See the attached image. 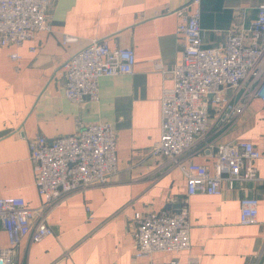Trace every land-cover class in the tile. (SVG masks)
Listing matches in <instances>:
<instances>
[{"label":"crops","instance_id":"0c3cea01","mask_svg":"<svg viewBox=\"0 0 264 264\" xmlns=\"http://www.w3.org/2000/svg\"><path fill=\"white\" fill-rule=\"evenodd\" d=\"M192 1L54 0L47 11L52 32H39L21 46H0V198L21 197L31 209L41 205L29 140L69 136L94 123H108L117 137L118 170L110 184L60 203L49 218L53 236L40 243L24 238L15 250V264H161L174 259L251 264L261 254L259 264H264V182L224 184L220 196H189L183 172L151 156L161 140L162 92L173 85L171 71L181 58L178 11L194 13ZM262 5L264 0H201L203 47H216L227 34L249 27ZM65 35L78 40L64 44ZM100 39L112 49L132 48L134 71L101 78L98 102L73 103L65 94L62 64ZM14 54L19 60L12 59ZM238 140L264 152V108L258 99L235 123H213L211 155L218 145ZM205 147L199 146L188 162L206 165L213 175L215 158L204 153ZM254 166L264 170V159ZM245 197L259 200L256 224L240 223ZM184 203L191 249L135 258V214L175 210ZM0 245L9 246L4 232Z\"/></svg>","mask_w":264,"mask_h":264},{"label":"built area","instance_id":"2783aa9c","mask_svg":"<svg viewBox=\"0 0 264 264\" xmlns=\"http://www.w3.org/2000/svg\"><path fill=\"white\" fill-rule=\"evenodd\" d=\"M53 1L0 0V46H21L39 32H52L47 11ZM200 3L201 0L192 1L190 5L197 6L192 14L185 12L187 8L178 11L182 14L178 26L181 58L171 71L173 85L162 92L161 140L153 146L151 156L183 172L189 196H220L224 184L234 188L240 181L264 182V170L254 166L264 159V152L252 142L220 144L211 155L214 144L209 141L213 123H235L252 99H258L264 108V5L249 27L227 34L224 43L216 47L204 48ZM77 40L68 35L63 38L64 44ZM19 58L17 54L12 56L14 60ZM135 64L132 48L112 49L107 39L93 40L62 64L66 97L77 104L85 100L98 102L101 78L130 75ZM156 67L162 69L159 63ZM116 138L108 123H94L79 126L69 136L29 140L42 203L31 209L21 197L0 198V232L9 241L8 247L0 245V264H15V250L24 238L40 243L53 236L49 218L60 203L77 193L110 184L118 170ZM202 144L206 145L204 153L215 158L213 175L206 165L188 162ZM240 206L241 225L256 224L259 200L245 197ZM87 213L90 218L89 208ZM133 226L137 259L191 249L187 203L175 210L139 212ZM261 256H255L251 264H259ZM161 264L197 262L180 263L174 259Z\"/></svg>","mask_w":264,"mask_h":264}]
</instances>
